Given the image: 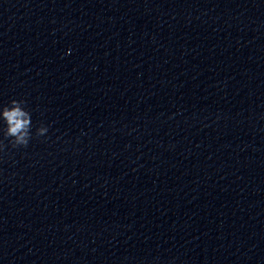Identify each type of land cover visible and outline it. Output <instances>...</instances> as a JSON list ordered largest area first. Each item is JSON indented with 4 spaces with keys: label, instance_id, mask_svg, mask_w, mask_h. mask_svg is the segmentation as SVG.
Returning a JSON list of instances; mask_svg holds the SVG:
<instances>
[{
    "label": "clouds",
    "instance_id": "1",
    "mask_svg": "<svg viewBox=\"0 0 264 264\" xmlns=\"http://www.w3.org/2000/svg\"><path fill=\"white\" fill-rule=\"evenodd\" d=\"M24 105L25 101L12 99L9 105L0 107V120L6 125L2 130L3 136L9 140L12 148H26L32 139L31 112ZM48 131L49 128L42 124L36 130V135L43 137ZM4 147L5 145L0 141V150Z\"/></svg>",
    "mask_w": 264,
    "mask_h": 264
}]
</instances>
